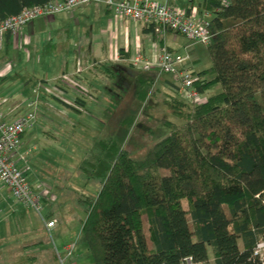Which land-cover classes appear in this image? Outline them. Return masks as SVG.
I'll list each match as a JSON object with an SVG mask.
<instances>
[{
  "label": "trees",
  "instance_id": "obj_1",
  "mask_svg": "<svg viewBox=\"0 0 264 264\" xmlns=\"http://www.w3.org/2000/svg\"><path fill=\"white\" fill-rule=\"evenodd\" d=\"M47 1L0 0V21ZM203 7L212 13L211 65L196 71L195 86L202 94L220 90L190 103L167 79L175 94L161 102L176 119L162 117L168 132L135 158L125 140L158 74L135 72L137 104L107 135L93 137L75 168L84 184L97 186L95 194L77 197L85 218L76 244L93 264H183L188 257L264 264L256 252L264 240V0H203ZM153 28L145 24L144 32ZM86 99L69 106L78 112ZM76 244L70 254L64 247L65 257L76 256Z\"/></svg>",
  "mask_w": 264,
  "mask_h": 264
},
{
  "label": "rangeland",
  "instance_id": "obj_2",
  "mask_svg": "<svg viewBox=\"0 0 264 264\" xmlns=\"http://www.w3.org/2000/svg\"><path fill=\"white\" fill-rule=\"evenodd\" d=\"M175 1L180 6H185L184 3L187 0ZM76 37V30H73L70 40L75 41ZM61 38L63 40L65 35L62 34ZM34 40L35 45L38 46V52L32 54V60H30L32 63H26V51L24 48H20L17 50L19 66L17 67L13 62L12 70L0 78V111L3 112L11 106H15V111L20 113L36 112V120L25 131L23 142L31 143V145L35 142L37 150L31 154L23 166L27 167L26 177L34 192H41V187L45 184L48 187L46 198L55 196L53 208L56 224L53 227L45 225L46 209L43 197L40 198L42 210L38 213L32 207L15 199L0 183L2 190V196H0V264H52L54 255H56L58 264H61L60 260H63L62 264H93L92 258L84 246L76 244L82 220L85 218L84 208L77 203V197L81 191L88 195L95 194L97 186L93 183L84 184L79 173L75 171V166L85 155L87 145L90 147L93 143L95 133L100 135L105 134L106 131L107 135L112 127H116L119 117L129 114L131 112L129 108H134L137 104V100L132 97L134 96L132 95L134 92L133 74L139 69L133 65L113 66L116 72L114 75L104 68L103 72L106 75L104 79L108 82L106 90L109 91L110 98L105 101L106 103L100 100L105 105L99 104V102L97 103L101 105L99 107L95 103L97 99L91 94L86 99V106L81 112L69 109L61 102H56L54 99L58 100L57 95L53 90L48 89L46 92L54 94L50 102L58 106V109L64 113L56 115L52 113L54 111L52 109L47 112L48 116L45 119L40 115L45 113L40 110L43 88H45L40 78L42 75H47L49 78L61 70V66H64L67 59L68 68L71 70L74 54L71 50L69 56L66 57L65 52L62 51L59 53V59L55 61L53 54L42 52V30L33 36L31 45ZM54 40L56 41V39ZM177 41L181 48V51L177 52L187 56L186 66L190 67V57L197 58H195L197 60L196 69H203L211 65L206 45L190 41L182 35H177ZM31 45L27 48L30 49ZM27 65L29 68L26 70L27 67L24 66ZM25 72L28 76L24 74ZM166 77V74L156 76L150 86V91L159 89L163 94L158 93L157 96H152L150 91L147 93L145 101L139 108L136 120L128 132L125 144L131 150L130 154L135 158L141 157L153 140L168 132L167 126L161 122L162 117L176 119L166 112L167 106L161 102L163 96H167L168 93L175 94L171 91L172 85ZM85 86L87 85L85 84ZM218 90H220L219 85L204 91L202 95L206 96ZM105 96L107 97L106 94ZM114 100L119 102L116 108H113L116 103ZM94 103L98 107L97 109L95 106L93 107ZM49 113L52 114L49 115ZM61 125L67 130L63 131ZM47 127L48 131H43L47 130ZM149 127L154 129L153 133L147 132ZM32 243L35 244L32 245ZM73 244H76V256L65 257L64 247ZM256 251L264 257V240H260L257 244ZM29 259H33L35 262ZM208 264H213L211 259Z\"/></svg>",
  "mask_w": 264,
  "mask_h": 264
},
{
  "label": "crops",
  "instance_id": "obj_3",
  "mask_svg": "<svg viewBox=\"0 0 264 264\" xmlns=\"http://www.w3.org/2000/svg\"><path fill=\"white\" fill-rule=\"evenodd\" d=\"M168 1L172 5L183 8L187 12L196 14L199 17L210 19L212 16L211 11L203 7V0H187L184 3L185 6H180L175 0ZM41 30L42 52L51 53V55L53 54L55 61L59 59V53L62 51L65 52L66 57L69 56L71 50L74 54V62L71 65V70L68 68L69 62L67 59L64 62V66H61V70L57 71L49 78L47 75H42V78H40L42 85L45 86V88H43L42 107L40 109L45 113L44 115H40H42V118L45 119H47L48 116L47 112L52 109L54 110L52 112L53 114L57 115L58 113L63 115L61 113H64V111L58 109V106H55L54 103L52 104L50 102L54 94H52V92H46L48 89L53 90L55 95H57L56 98L58 100H54L58 103H69V101L65 96L56 92V90L53 88L56 85H60L66 95H75V91L73 89L68 88L69 86L66 87L65 85L61 84L63 78H65L70 83H79L81 87L85 88L90 94L95 96L98 101L95 102L97 104L100 102V100L105 102L110 98V93H108L109 91L106 90V85H108V82L105 81L104 76L106 75L103 72V69L106 66L126 67L131 65L130 59L136 52L140 51L144 55L149 56L154 50H157L159 46L163 44L175 51H181L177 41V35L180 34L168 31L164 38L152 37L151 39V36L149 35L150 31L144 32V24L141 21H135L128 17L118 16L113 12L112 9L105 7L102 4L90 3L75 7L70 12L62 11L51 16L36 17L31 22L22 25L16 34H4L0 39V71L6 67L8 68L6 72L0 75V78L12 70L11 65L13 62L16 63L17 67L19 66L17 50L20 48H24L26 51V63H32L30 61L32 60V54L38 52V46L35 45V40L31 45L32 38ZM73 30H76L77 33L75 41L70 40L71 32ZM62 34L65 35L63 40L61 38ZM54 39H56V41ZM29 45H31L30 49L27 48ZM118 55L120 57L119 60H115V57ZM195 58L190 57L189 65L193 70L199 71L201 69H196L197 58ZM77 61H81L83 66L82 72L79 74L75 73ZM24 67H27L26 70L29 68L28 65ZM26 72L24 74L28 76ZM166 78L170 79L168 75ZM85 84L87 86H85ZM103 102H100L99 104L105 105ZM95 103L93 104V107L95 106L97 109L98 107L95 105ZM99 104L97 105L101 107ZM66 105H68L67 107L69 109L74 110V108L70 107L69 104ZM84 107L80 108L78 112H81ZM15 110L16 107L11 106L10 108L1 112L4 114L6 120H13L17 116L24 113H20L19 111ZM52 113H49V115ZM61 129L63 131L67 130L63 127V125H61ZM43 131H48V127L47 130ZM24 134L21 137V145L19 148V155L24 156V159L22 160L18 158L17 161V164L20 166L26 164L27 159L37 150L35 142L32 145L31 143L29 144L28 142H23ZM95 135L97 134L95 133ZM4 188L9 191L6 186ZM38 193L41 195V198L43 197L45 200L44 208L46 209V214L48 215L51 212L54 213L53 216L48 218L46 221L53 220V226H55L56 216L55 210L53 208V200L56 199L55 196L46 198L48 187L45 184L42 185L41 192ZM0 196H2L1 189Z\"/></svg>",
  "mask_w": 264,
  "mask_h": 264
},
{
  "label": "built area",
  "instance_id": "obj_4",
  "mask_svg": "<svg viewBox=\"0 0 264 264\" xmlns=\"http://www.w3.org/2000/svg\"><path fill=\"white\" fill-rule=\"evenodd\" d=\"M90 3H99L109 7L113 12L122 17H128L135 21H141L144 25L154 23L153 30L149 35L152 37L164 38L168 31L176 32L190 41L207 45L211 38L208 18L199 17L189 13L185 9L172 5L168 0H51L42 4L24 7L20 12L7 16L0 21V39L6 33L16 34L20 27L31 22L39 16H51L57 12H70L75 7ZM119 55L115 60H119ZM187 56L181 54L167 45H160L149 56L142 52H136L130 59V64L139 70H156L157 75H169L177 94L187 102L200 103L204 96L195 86L198 81V74L195 70L185 65ZM4 68L0 75L7 71ZM81 61H77L75 73L82 72ZM63 82V83H62ZM61 84L75 91L74 96L64 93L60 85L53 88L60 95L65 96L71 105L77 107L76 97L88 98L90 93L76 83H70L65 78ZM54 90V91H55ZM36 112L26 111L13 120H6L0 111V183L5 185L15 199L32 207L38 213L42 210L40 202L41 195L34 192L31 183L28 181L27 167L17 164L21 137L35 122ZM45 225L51 227L54 221H46ZM67 254L73 249V245L65 247ZM258 253V251H256ZM61 261V260H60ZM183 264H205L194 262L190 257L186 258Z\"/></svg>",
  "mask_w": 264,
  "mask_h": 264
}]
</instances>
